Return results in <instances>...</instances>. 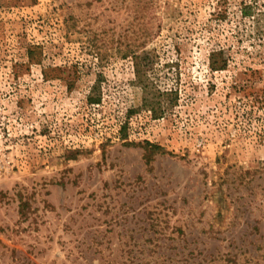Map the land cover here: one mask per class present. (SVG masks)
Instances as JSON below:
<instances>
[{
    "label": "rangeland",
    "instance_id": "rangeland-1",
    "mask_svg": "<svg viewBox=\"0 0 264 264\" xmlns=\"http://www.w3.org/2000/svg\"><path fill=\"white\" fill-rule=\"evenodd\" d=\"M0 264H264V0H0Z\"/></svg>",
    "mask_w": 264,
    "mask_h": 264
},
{
    "label": "trees",
    "instance_id": "trees-1",
    "mask_svg": "<svg viewBox=\"0 0 264 264\" xmlns=\"http://www.w3.org/2000/svg\"><path fill=\"white\" fill-rule=\"evenodd\" d=\"M243 15H246V12H243ZM137 66V65H136ZM138 73V74H137ZM136 74L138 75V77L140 76L139 75V68H138V66H137V68H136ZM89 101H98V100H92L91 98L89 99Z\"/></svg>",
    "mask_w": 264,
    "mask_h": 264
}]
</instances>
